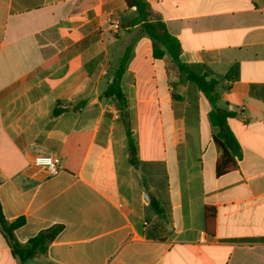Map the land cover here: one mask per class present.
Here are the masks:
<instances>
[{"label":"crops","instance_id":"0c3cea01","mask_svg":"<svg viewBox=\"0 0 264 264\" xmlns=\"http://www.w3.org/2000/svg\"><path fill=\"white\" fill-rule=\"evenodd\" d=\"M145 1L180 60L218 80L242 155L217 174L211 103L169 54L154 58L125 0H0L3 214L24 219L22 243L61 226L26 264H264V0ZM128 46L125 119L103 94ZM128 128L146 168L130 162ZM43 154L60 157L56 174ZM0 264H19L1 230Z\"/></svg>","mask_w":264,"mask_h":264},{"label":"trees","instance_id":"16d2710c","mask_svg":"<svg viewBox=\"0 0 264 264\" xmlns=\"http://www.w3.org/2000/svg\"><path fill=\"white\" fill-rule=\"evenodd\" d=\"M125 2L129 8H133L137 12V16L128 24H140L143 32H145L152 41L154 58L161 59L166 54H169L172 63L176 66L181 76L187 81L194 83L211 103L212 109L209 112V120L214 130V142L221 150V156L217 164V174L221 175L235 168V158H240L242 152L240 143L234 135L229 125V121L236 116V112L232 111L228 105H219L220 95L216 91L218 80L214 77H210L211 72L205 69L203 65L188 64L180 60V41L177 37L168 32L167 27L162 20H153L150 17V7L148 2L145 0H125ZM130 57L131 47L128 46L118 67L113 73L112 81L109 82L103 94L105 98L114 97L117 99L118 107L125 119L128 118L127 100L121 87V79L126 71ZM60 104V101L56 104L54 110L55 115L61 111L59 108ZM127 137L129 141L131 164L134 166L141 165L143 168H146L148 164L139 159L138 142L129 128L127 129ZM151 204L153 207L157 208V210H160V202L156 197L153 196L151 198ZM215 215L216 211L213 208L208 206L205 208V227L208 233H213ZM23 223V218H19L14 222L8 221L3 214L0 201V230L6 238L13 256L19 259V264H26L37 257L46 256L49 246L61 231V226H52L41 230L27 242L22 243L17 239L15 231L23 225Z\"/></svg>","mask_w":264,"mask_h":264},{"label":"built area","instance_id":"2783aa9c","mask_svg":"<svg viewBox=\"0 0 264 264\" xmlns=\"http://www.w3.org/2000/svg\"><path fill=\"white\" fill-rule=\"evenodd\" d=\"M112 28L114 30H118L120 28V24L115 21L112 23ZM35 163L38 166L44 167L50 175H54L57 173L58 169L61 165L60 157L54 154H43L38 155L35 157ZM146 200H149V197L147 194L144 195Z\"/></svg>","mask_w":264,"mask_h":264},{"label":"rangeland","instance_id":"374dc122","mask_svg":"<svg viewBox=\"0 0 264 264\" xmlns=\"http://www.w3.org/2000/svg\"><path fill=\"white\" fill-rule=\"evenodd\" d=\"M174 68H175V66H174Z\"/></svg>","mask_w":264,"mask_h":264}]
</instances>
